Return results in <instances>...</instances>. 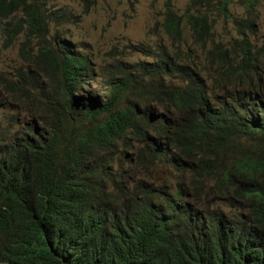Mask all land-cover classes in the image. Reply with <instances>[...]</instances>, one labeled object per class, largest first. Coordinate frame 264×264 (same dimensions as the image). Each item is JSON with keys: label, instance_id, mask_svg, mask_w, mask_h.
I'll return each instance as SVG.
<instances>
[{"label": "trees", "instance_id": "1", "mask_svg": "<svg viewBox=\"0 0 264 264\" xmlns=\"http://www.w3.org/2000/svg\"><path fill=\"white\" fill-rule=\"evenodd\" d=\"M187 1L184 13L166 2L168 46L129 43L149 57L136 62L112 56L104 100H84L94 58L66 37L57 64L39 62L5 88L28 120L0 121V264H264V43L247 40L257 0H240L239 37L227 41L216 40L214 13L227 16L234 0ZM186 25L202 62L178 52ZM183 61L196 67L188 87L171 89L161 73ZM226 87L244 95L215 105L211 92ZM129 124L141 142L120 146ZM160 166L189 182L166 193L135 178Z\"/></svg>", "mask_w": 264, "mask_h": 264}, {"label": "rangeland", "instance_id": "2", "mask_svg": "<svg viewBox=\"0 0 264 264\" xmlns=\"http://www.w3.org/2000/svg\"><path fill=\"white\" fill-rule=\"evenodd\" d=\"M167 1L173 3L179 13H183L188 6L187 0H49L53 8L63 7L77 16V22L61 26L62 32L86 49V52L96 55L95 76L101 71L103 78L85 85V101L90 102V98L104 100L107 96L103 82L111 77L112 68L108 63L112 62L114 54L119 51L120 60L136 62L144 56L131 51L129 43L155 41L153 34H164L162 22ZM239 3L240 0H235L228 4V11L244 18V8ZM254 9L256 12L251 17L255 22L252 25L254 31L249 33L248 39L261 45L264 43V0H257ZM214 16L217 18L216 39L227 41L239 36L234 22L223 20L219 8L215 10ZM184 37L186 41H192L189 27L184 31ZM167 43L170 44L171 39H167ZM193 51L195 55H200L202 62L206 49L202 45L193 44ZM229 92L234 94L237 91L230 88ZM211 99L214 104L217 103L214 94H211ZM126 168L129 169L128 163ZM182 173L168 166H160L154 171L152 179L143 174H139V178L147 183H166L175 189L183 181L189 182V174ZM192 191L193 188L190 193Z\"/></svg>", "mask_w": 264, "mask_h": 264}, {"label": "clouds", "instance_id": "3", "mask_svg": "<svg viewBox=\"0 0 264 264\" xmlns=\"http://www.w3.org/2000/svg\"><path fill=\"white\" fill-rule=\"evenodd\" d=\"M239 5L244 8L242 4L239 3ZM176 12L178 11L176 10ZM70 13L73 15L71 16V18H70ZM55 14L61 17L57 21L51 19L52 16ZM164 15H165V11H164ZM235 17L241 18L242 16H239L229 11L227 16L222 15V18L225 21L232 20L234 22ZM76 19L77 16L72 11L67 10L63 7L53 8V6L49 3V0H0V40H1L0 121L3 122V124L6 125L7 118H9L10 116L21 115L23 116V124L21 125V127L24 129L27 126L25 125V121L28 120V117H26L25 114L20 112L19 110L12 108L11 100L5 88L10 84L18 82L21 76L36 72V70H38L39 62L52 61L55 64H57V61L59 60V54L55 48L59 40H61L63 37L71 39L62 32L61 26H63L65 23H75L77 22ZM214 19H216V23H215V27H216L217 18L214 17ZM163 22H162V26H163ZM53 26H56V28H53ZM188 27L189 25H186L184 31L187 30ZM235 28H236V24H235ZM249 33L250 32L247 33V37ZM153 36L156 37L155 41H148V42H151L154 45V48L159 49L163 46H168L167 40L165 38L166 36L165 30H164V34L157 33V34H153ZM231 39L233 38H230L228 40ZM163 40L166 42L165 44ZM247 40L249 39L247 38ZM72 41L75 43L77 51L86 54V57L82 58L83 60L85 59L92 60L94 58L93 60V68H94L96 55L86 52V49H83V47L78 46L76 41L74 40ZM251 42L255 44L253 41ZM193 44L196 43L193 41L192 38L191 42L186 41L181 46H179L178 52H180L182 55H186V54L190 55L191 53L194 55ZM255 45L261 47L263 44L261 45L255 44ZM139 54L144 56L143 59L149 58L143 53H139ZM111 63L112 62H109L108 64H110L112 68ZM180 63L181 65L185 66L184 70H179L177 67L173 65H169L165 67L164 72L161 73L162 82L171 89L174 87L187 88L188 86H186V83L184 82L186 72L188 68L191 67L196 68L193 65L186 68V66L188 65V62L186 61ZM263 65H264V58L261 60V66ZM94 78L95 80L97 78H101L102 80L103 78L102 72L99 71L95 76V69H93V78L87 84H90ZM103 84L105 85L104 82ZM105 86L108 89L107 85ZM229 89L230 87L218 89L214 92H211V94L215 95V100L217 101V103L223 100L226 102H230L232 100L233 95L236 96L244 95L242 91L244 87H239L237 89L238 91L234 94H231L229 92ZM233 89L236 90L235 88ZM211 94H210V98H211ZM166 112H167V108L165 106L158 105V107L155 108V113L157 115H160L161 117L164 116ZM37 123L39 122L37 121ZM33 128L34 126H30L31 130H33ZM117 140L120 146L122 144H126L127 147H131V146L134 147L141 142L140 138L137 136L136 128L131 124L119 125V136ZM126 163L124 164V167L126 170H129L128 168H126ZM136 172H137L136 175L134 174V170L130 172V174L135 175L136 179H140L139 174L145 175V173L141 169H137ZM126 177H129V172L126 175ZM144 184L154 187L157 191L161 190V191H165L166 193L167 192L173 193L176 191V188L173 189L168 185H166V183L159 184L154 182L151 183L144 182ZM162 195L164 194L161 193L160 195H158L156 200L157 201L162 200L163 198ZM149 200H150V191L145 190L143 195L139 197V201H141V203H145L148 202ZM188 201L192 202L193 199L189 196Z\"/></svg>", "mask_w": 264, "mask_h": 264}]
</instances>
